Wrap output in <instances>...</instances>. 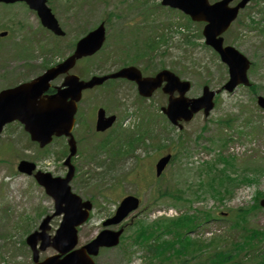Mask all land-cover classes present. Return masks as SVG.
I'll return each instance as SVG.
<instances>
[{"label":"rangeland","instance_id":"1","mask_svg":"<svg viewBox=\"0 0 264 264\" xmlns=\"http://www.w3.org/2000/svg\"><path fill=\"white\" fill-rule=\"evenodd\" d=\"M100 1L102 4L98 0L79 2L73 0L70 8H66L64 0H50L49 4L53 7V12L66 34L63 40H55L45 33L34 12L29 10L25 12L18 4L8 9L0 8V25L2 26L0 30L10 32L7 38L0 41V90L29 81L40 75L47 66L64 59L70 53L68 50L75 39L95 28L105 19V15H111V13L119 14V16L113 15V21L108 20L110 23L107 25V40L103 50L89 61L76 66L72 73L86 77L112 72L121 63L130 61L125 60L127 56L117 53L124 49V45L132 42V35L129 33L140 37L142 40L137 41L140 44L143 41V46L147 50L148 45L153 47L157 36L163 34L166 44H159L149 54V58L140 60L133 66L143 68L145 62L149 73L164 68L175 72L182 79L191 82L192 89L188 93L189 97H197L204 83L212 89L219 88L224 83L227 78L225 66L212 50L202 46L203 39L199 37L202 25L191 23L187 29L182 26L178 28L180 25L187 24L186 19L178 13L174 15L167 10L161 11L158 0ZM161 12L162 18H160ZM168 22L172 24L171 27L163 28L162 24H168ZM158 26L159 31H157ZM177 29H184V31L176 35ZM259 30L264 31V0L252 1L241 11L229 31L223 35V40L225 44L234 47L254 63L252 70L248 72V77L258 86L257 91L264 97V33ZM182 33L188 36L191 45L184 43ZM157 41L160 43L161 39L158 38ZM61 80V78L55 80L53 85H59ZM109 89L105 86L83 94L78 108L81 119L73 131V136L78 142L77 156L73 158L72 164L77 172L70 182V187L72 192L83 200L93 201L91 219L80 229L78 246L97 234L100 222L112 213L117 204L110 200L118 199L121 194H140L142 201L141 209L127 220L128 227L138 220L150 224L162 217L170 218L183 214L187 211L185 201L188 200L192 201L191 207L196 210L214 211L219 218H226L228 210H237L241 205L246 207L252 204L253 198L244 200L237 198L240 190L251 194L255 189L264 194V182L259 185L262 179L254 174L253 178L258 182L246 191L241 189V186L235 188L233 195L225 199L222 206L208 195L209 192L215 193L210 188H208L209 192L203 188L201 200L193 199L194 188L201 189V186L197 184L199 180L196 174L197 168L205 162H213L218 153L223 156L234 155L239 170L248 163L259 164L260 160H264V118L254 106L252 95L246 89L238 88L230 95L222 93L217 106L207 118H203L202 114L197 115L181 132H177L178 130L167 132L165 122L159 116L155 104L139 99L132 84H121L112 88L113 91ZM151 100L158 106L165 103V98L158 94ZM102 105L106 108V114L119 117L118 122L108 134L111 138L109 151L106 150L109 158L106 154H102L94 162H87L83 155L106 134L102 133L95 138L91 133L94 127L95 110ZM141 107L145 108L143 113L149 116L147 115L145 120L139 117L137 125L139 128L133 126L130 120L125 121L124 115L128 118V115L138 114ZM91 112H94L93 115ZM249 116L261 118L257 121L252 119L255 126L262 123L261 132L258 128L246 123L247 119L244 118ZM158 119H161V122ZM141 126L144 128L148 126L147 139L145 135H142L138 141L136 139L128 145L125 144L124 140L128 137V133L140 134ZM203 127L206 129L201 132ZM237 129L242 130L241 135L235 132ZM199 134L200 138H198ZM225 134L231 135L234 142L229 144L226 151L219 149L218 152L219 138L224 137ZM178 135L182 138L183 147L174 150L177 158L164 171L167 183L161 181L160 184L164 188L168 187L173 194L181 196L182 201L179 200V203L168 197L158 200L153 196L150 188L146 187L152 182L153 167L151 174V166L155 159L153 154L160 152L155 151L154 145L172 147V140L175 142ZM145 139L144 145L137 144L132 157L123 154L126 149L132 148L136 141L143 142ZM0 141L12 145L11 147L5 144L0 147V157H2L0 159V264H31L30 251L25 244H22V241L29 228L31 232L38 226L43 217L40 211L43 210L44 214H48L53 210V202L32 178L16 173L15 166L19 160H28L35 162L40 171L51 173L53 176H63L66 172L61 162L63 158L60 156L58 159L56 152L58 154L65 149V140L53 141L46 147L47 150L39 151L37 146L29 141L22 127L13 123L5 127ZM247 141L249 143H246ZM242 145H245V150L240 147ZM120 157L122 158L119 159ZM114 162L115 164H112ZM200 173L204 175V181L213 187L220 186L221 181H228L224 174L213 165L206 166ZM153 180H155L154 177ZM101 197L109 201L103 202ZM258 209L251 207L244 214V216L254 215L250 221L248 219L247 228H264V213H256ZM191 212H194V209H191ZM242 219L243 217L234 211L229 214L227 229V221L221 219L205 227V231L211 233L203 234L202 231H198L192 236L204 240L214 236L226 237L219 243L224 247L221 246L219 249H235L230 239L239 241L241 233L235 231L232 236H228V233L235 229L234 224H241ZM59 221L60 217H55L51 221L50 234H53ZM203 221L206 220L203 219ZM257 232L260 234L254 235V238L244 239L246 244L240 250L242 256H249L259 246L264 245V230ZM248 235H252V231ZM125 244H127L126 249L121 246L101 252L95 259L96 264H143V261L130 263L124 254V251L135 253L143 252V250L131 248L127 241ZM212 250H208L207 253L209 254ZM54 253L55 251L49 248L40 253V260ZM239 257L240 254L235 255L221 264H234ZM256 262L264 264V256H260ZM247 263L251 264V262ZM154 264L158 263L154 262ZM166 264H179V262Z\"/></svg>","mask_w":264,"mask_h":264},{"label":"water","instance_id":"2","mask_svg":"<svg viewBox=\"0 0 264 264\" xmlns=\"http://www.w3.org/2000/svg\"><path fill=\"white\" fill-rule=\"evenodd\" d=\"M24 1L31 9L37 11L42 25L56 33L62 35L56 21L50 11L45 7V0H0L3 3H14ZM232 0H222L213 5H209L207 0H163V5L178 8L189 15L193 21L205 22L202 34L206 45L213 48L219 55L221 61L227 65L229 80L223 89L232 91L237 85L248 86L246 76L249 63L244 56L231 47H222V39L218 36L223 33L235 19L237 12L249 0H242L238 5L229 8L228 4ZM0 36H4L1 34ZM104 41V29L101 25L95 31L89 33L84 39L80 40L75 52L63 63L47 70L43 75L35 78L31 82L21 84L15 88L0 92V133L5 124L18 120L23 124L26 132L30 134L31 140L39 143L40 147L48 144L52 136H65L68 138L70 155L65 161L69 171L64 179L51 178L49 174L38 172L35 174L37 182L45 188L55 202V214H63L62 222L56 230L55 236L49 238L46 231L49 230L48 222L51 217L43 220L39 226L40 232H34L26 239L33 253L34 264H92L89 255L96 254L99 247L111 246L116 243L117 233L102 232L88 245L79 250L71 251L76 245V227L83 223L87 218V211L90 209L88 203H81L79 198L70 194L67 186L73 174V168L69 165V160L75 153V142L71 135L74 125V114L76 103L80 101L83 90L91 89L103 84L108 79L123 77L133 80L138 84V91L141 96L148 97L152 91L165 82L163 92L169 95L168 106L162 111L168 120L176 125L178 121L188 122L199 110L208 115L212 109V98L215 92L203 89L202 97L188 100L184 94L189 89V84L180 82L177 77L168 71L160 73L155 79H142L138 72L132 69H125L116 74L92 77L89 81H80L75 75L68 72L73 68L75 62L82 57L90 56L100 49ZM66 74L63 83L55 89V93L46 95L50 88V81L57 76ZM177 91L179 96L174 98L172 95ZM258 105L264 109V99H258ZM113 117L105 119L102 110L97 113L96 130L104 131L107 129ZM167 162V158L162 159L156 169L157 174L162 170ZM35 166L31 163L21 162L18 171L30 175ZM137 203L135 199L126 198L121 202L115 216V221H119L129 211L135 209ZM110 223V222H109ZM40 241V250L53 247L59 255L38 262L37 242Z\"/></svg>","mask_w":264,"mask_h":264},{"label":"trees","instance_id":"3","mask_svg":"<svg viewBox=\"0 0 264 264\" xmlns=\"http://www.w3.org/2000/svg\"><path fill=\"white\" fill-rule=\"evenodd\" d=\"M188 222H190V226L193 225L194 220L191 218H188ZM178 246V250H175L177 252V254L179 255H189L191 254L193 251L199 250V249H203L204 245L201 242H197L195 240H191V239H183L181 241H176ZM171 245H174V243H172ZM216 256H219V254H217ZM216 261V260H213Z\"/></svg>","mask_w":264,"mask_h":264}]
</instances>
